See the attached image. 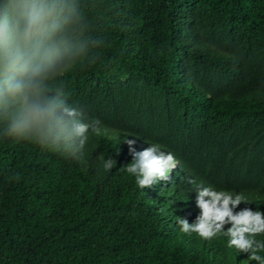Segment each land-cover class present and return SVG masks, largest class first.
<instances>
[{"label": "trees", "instance_id": "1", "mask_svg": "<svg viewBox=\"0 0 264 264\" xmlns=\"http://www.w3.org/2000/svg\"><path fill=\"white\" fill-rule=\"evenodd\" d=\"M108 3L110 42L71 75V96L137 151L159 142L180 166L139 190L116 168L0 142V264H248L222 240L178 234L176 219L199 211L189 179L247 190L264 210V0ZM124 134L100 138L93 156L122 169Z\"/></svg>", "mask_w": 264, "mask_h": 264}, {"label": "clouds", "instance_id": "2", "mask_svg": "<svg viewBox=\"0 0 264 264\" xmlns=\"http://www.w3.org/2000/svg\"><path fill=\"white\" fill-rule=\"evenodd\" d=\"M110 7L108 0H0V142L29 143L101 175L116 168L141 190L172 179L178 157L145 138L148 147L137 151L123 130L90 116L68 86L71 75L97 63L110 42ZM121 133L132 157L122 169L112 153L93 156L100 138ZM188 183L199 211L192 222L177 216L178 234L222 240L236 256L246 253L248 264H264V210L247 206L255 194Z\"/></svg>", "mask_w": 264, "mask_h": 264}]
</instances>
